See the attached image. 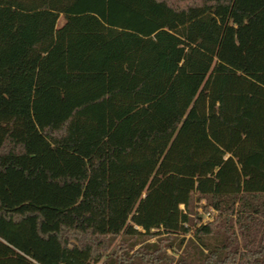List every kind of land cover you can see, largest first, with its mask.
I'll return each mask as SVG.
<instances>
[{
	"label": "trees",
	"instance_id": "1",
	"mask_svg": "<svg viewBox=\"0 0 264 264\" xmlns=\"http://www.w3.org/2000/svg\"><path fill=\"white\" fill-rule=\"evenodd\" d=\"M0 264H264V0H0Z\"/></svg>",
	"mask_w": 264,
	"mask_h": 264
},
{
	"label": "rangeland",
	"instance_id": "2",
	"mask_svg": "<svg viewBox=\"0 0 264 264\" xmlns=\"http://www.w3.org/2000/svg\"><path fill=\"white\" fill-rule=\"evenodd\" d=\"M62 24H63V19H62V17H60L58 20V26H61ZM55 103H56L55 96L51 97L50 95H47L46 97L43 98V100H41L39 102V105H40L39 108H42V110H45V109L51 108ZM39 118H41V116H39ZM60 122H61V120L59 118L58 106L56 105L47 114V122L44 124L43 127L39 126V128H40V130L59 128ZM87 122L93 124L90 121H74V122H71L69 124V128L67 129L68 136L65 137V139H63L64 141H56V143L53 146L65 147V146H69L71 144L74 145L75 141H73L72 139H76V140L78 139V140L82 141L83 143L84 142L88 143V147L90 146L91 147L90 149H92V147H94V144H96V140L94 139L93 131L91 130V128H87L86 126L83 128H80L78 126L79 123H86L87 124ZM97 131L99 132L98 129H97ZM48 139H50L51 143H54L51 138H48ZM87 148H85V150H89ZM85 150L83 151L82 154H86ZM202 204H203V201L200 202L198 205H202ZM202 212H203V209H201L200 207L196 210V213H202ZM154 241H155V239L153 238L149 242H154ZM166 255L172 256L170 250H166ZM175 261H176V256L174 257V262Z\"/></svg>",
	"mask_w": 264,
	"mask_h": 264
},
{
	"label": "built area",
	"instance_id": "3",
	"mask_svg": "<svg viewBox=\"0 0 264 264\" xmlns=\"http://www.w3.org/2000/svg\"><path fill=\"white\" fill-rule=\"evenodd\" d=\"M200 214H201L200 218H202V224H206L213 221L214 217L216 216V212L212 209H210L206 213H200Z\"/></svg>",
	"mask_w": 264,
	"mask_h": 264
}]
</instances>
